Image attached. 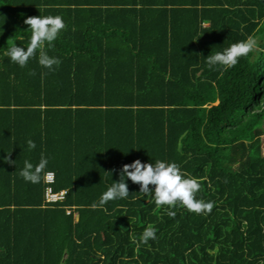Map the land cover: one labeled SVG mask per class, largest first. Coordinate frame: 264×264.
Returning <instances> with one entry per match:
<instances>
[{"label":"trees","instance_id":"1","mask_svg":"<svg viewBox=\"0 0 264 264\" xmlns=\"http://www.w3.org/2000/svg\"><path fill=\"white\" fill-rule=\"evenodd\" d=\"M57 15L58 66L4 54L26 50V17ZM249 36L235 66H208ZM263 121L264 0H0V264H264ZM136 159L178 164L211 212L157 205L126 176L127 198L93 207ZM48 171L60 202L43 200Z\"/></svg>","mask_w":264,"mask_h":264},{"label":"clouds","instance_id":"2","mask_svg":"<svg viewBox=\"0 0 264 264\" xmlns=\"http://www.w3.org/2000/svg\"><path fill=\"white\" fill-rule=\"evenodd\" d=\"M24 23L29 25L31 29L30 42L26 50L13 42L12 46L4 54L23 68L27 65L29 59L34 57L37 50H39L38 62L41 66L48 69H52L53 66H58L61 61L59 58L50 57L47 54L45 44H52L60 31L66 27L63 19L58 15L45 17L28 16L25 18ZM256 44V40L249 36L246 40L230 44L222 52L208 55L206 62L210 68L220 65L226 70L227 68L235 66L239 57L247 56L253 51ZM27 145L29 150L36 146L35 142L31 139L27 140ZM5 159L7 160V157ZM8 162L14 163L11 160ZM47 165L48 159L41 154L39 162L35 165L30 161H25L20 175L25 181L34 184L39 183ZM125 176L133 183L140 185L139 193H154V199L157 205L174 207L179 203L186 207L187 210L197 214L210 213L214 206L212 202H204L203 200L196 199V193L201 187L199 181L188 176L187 173L182 172L179 165L175 162L156 160L153 164L142 163L139 159H136L130 164L122 165L120 180L113 182L102 194L99 204L93 205V207H102L110 200L127 198L129 190L127 184L124 182ZM149 185H154V192L150 190ZM168 215L174 217L175 213L170 211ZM156 231L157 229L154 226L149 225L144 229L138 243L147 244L149 239H156Z\"/></svg>","mask_w":264,"mask_h":264},{"label":"built area","instance_id":"3","mask_svg":"<svg viewBox=\"0 0 264 264\" xmlns=\"http://www.w3.org/2000/svg\"><path fill=\"white\" fill-rule=\"evenodd\" d=\"M54 182V173L53 172H46L44 175V183L45 188H44V192H43V200L44 202H60L64 199L65 197V190L56 192L52 190V187L50 184H52ZM66 213H70V210H66Z\"/></svg>","mask_w":264,"mask_h":264},{"label":"rangeland","instance_id":"4","mask_svg":"<svg viewBox=\"0 0 264 264\" xmlns=\"http://www.w3.org/2000/svg\"><path fill=\"white\" fill-rule=\"evenodd\" d=\"M258 40V39H257ZM262 127H263V129H264V121H263V123H262Z\"/></svg>","mask_w":264,"mask_h":264}]
</instances>
